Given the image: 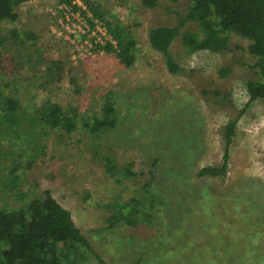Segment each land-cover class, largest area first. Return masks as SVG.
I'll return each mask as SVG.
<instances>
[{"label": "rangeland", "instance_id": "374dc122", "mask_svg": "<svg viewBox=\"0 0 264 264\" xmlns=\"http://www.w3.org/2000/svg\"><path fill=\"white\" fill-rule=\"evenodd\" d=\"M89 1L133 34L137 48L130 67L99 47L107 41L97 29L104 25L81 0L69 10L59 0H28L15 7V20L0 22V89L16 98L20 114L19 126L0 122V205L22 204L6 184L14 175L18 193L48 189L106 264H134L149 252L156 255L154 264H264L262 100L248 105L236 121L226 175L195 177L197 168L221 162L223 127L247 101L246 81L257 77L249 67L254 57L248 41L230 35L223 52L188 54L181 34L197 25L185 22L170 46L182 68L172 75L150 47L147 32L151 26L179 25L192 0H159L154 8L140 0ZM221 67L229 68L227 76L219 75ZM108 91L120 93L130 108L114 130L91 134L83 121L99 116ZM48 102L73 115V130L26 124L35 108ZM193 147L197 154L184 166L182 188L171 191L160 180L154 188L170 205L177 196L183 203L160 213L152 228L141 215L135 225L108 227L118 203L141 195L155 155L166 165L165 148L176 150L178 158ZM105 149L114 158L113 173L103 163ZM129 162L135 172L130 177L121 172ZM87 264L97 263L89 257Z\"/></svg>", "mask_w": 264, "mask_h": 264}, {"label": "trees", "instance_id": "16d2710c", "mask_svg": "<svg viewBox=\"0 0 264 264\" xmlns=\"http://www.w3.org/2000/svg\"><path fill=\"white\" fill-rule=\"evenodd\" d=\"M25 1L28 0H0V22L15 20L17 18L15 7ZM59 1L76 9L72 4L73 0ZM81 1L92 18L101 22L111 37L112 42L106 41L99 47L104 52L113 54L123 66L130 67L135 60L137 48L131 31L127 27L113 24L94 2ZM140 1L145 7L154 8L159 0ZM167 1L175 3L178 0ZM178 21L177 26H151L147 32L150 47L162 56L165 69L172 75L180 74L182 68L170 52V46L178 35L180 26L188 21L195 22L197 30H185L181 34V43L186 53L193 54L201 50L223 52L229 49L230 35H235L248 41L247 52L254 57V62L249 67L255 70L257 77L246 81L247 101L237 115L228 120L223 127L224 145L221 162L217 165L201 166L195 171L197 179L222 178L227 172L229 146L235 134L237 119L254 101L264 102V0H192L184 14L178 17ZM89 23L91 24V21ZM228 72V67H221L218 73L221 77H225ZM124 101L120 93L105 92L98 106L99 116L94 115L83 121V125L91 134L114 130L121 115L130 108ZM144 104L147 105V102ZM18 107L19 102L16 98L11 95L5 96L0 89V122H5L6 127L19 126ZM154 113L156 114L153 111L152 114ZM25 122L32 128L37 124H45L66 133L75 128L73 115H69L60 105L53 102L35 108L29 121ZM165 150L167 154L164 151L162 154L167 156L169 164H163L164 161L160 156L155 155L152 158L147 171L148 178L141 185V195L132 196L118 203L114 212L107 218L108 227L118 223L135 225L138 216L141 215L140 217L147 220L146 223L149 222L152 228L156 226L160 213L172 208L176 203H183L184 200L177 196L174 197V204L170 205L169 198L163 200L154 192V188L158 180L160 183H165L171 191L180 186L181 175L185 173L184 166L186 163H192L197 150L194 147L187 149L181 152L178 158L176 150L169 148ZM102 160L105 168L113 173L115 161L106 149L102 152ZM131 164L129 162L122 167L121 172L125 176L135 175ZM15 178V175L7 178L6 184L15 192L16 197L22 200V204L7 208L0 205V264H87L89 257H92L97 264H106L75 225L69 210L63 207L48 189H44L41 194L18 193L20 191ZM195 191L200 197V191L197 189ZM179 198L181 200H178ZM199 199L202 200V197ZM179 231L180 229H177V233H180ZM166 246L168 248V244ZM154 257H156L155 253L149 252L134 264H150V258H153L151 264H154Z\"/></svg>", "mask_w": 264, "mask_h": 264}, {"label": "built area", "instance_id": "2783aa9c", "mask_svg": "<svg viewBox=\"0 0 264 264\" xmlns=\"http://www.w3.org/2000/svg\"><path fill=\"white\" fill-rule=\"evenodd\" d=\"M76 3H79L78 0H73L72 1V4H76ZM63 7H64L65 10L72 9L71 6L66 5V4H64ZM98 26H100V24ZM97 29L99 30L101 35L104 36L105 39H107V41L112 42L111 37L107 34L104 26H102V27L100 26V28L97 27Z\"/></svg>", "mask_w": 264, "mask_h": 264}]
</instances>
